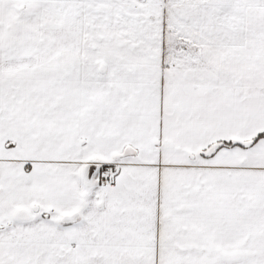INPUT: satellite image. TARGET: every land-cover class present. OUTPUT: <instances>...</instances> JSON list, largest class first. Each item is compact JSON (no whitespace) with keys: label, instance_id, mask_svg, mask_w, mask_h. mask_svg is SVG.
Segmentation results:
<instances>
[{"label":"snow or ice","instance_id":"snow-or-ice-1","mask_svg":"<svg viewBox=\"0 0 264 264\" xmlns=\"http://www.w3.org/2000/svg\"><path fill=\"white\" fill-rule=\"evenodd\" d=\"M0 264H264V0H0Z\"/></svg>","mask_w":264,"mask_h":264}]
</instances>
